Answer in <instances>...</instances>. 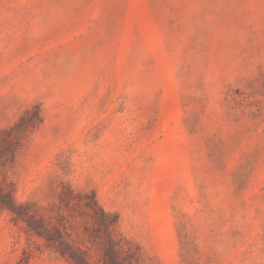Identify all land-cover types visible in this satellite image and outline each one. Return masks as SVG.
Instances as JSON below:
<instances>
[{"label": "rangeland", "instance_id": "obj_1", "mask_svg": "<svg viewBox=\"0 0 264 264\" xmlns=\"http://www.w3.org/2000/svg\"><path fill=\"white\" fill-rule=\"evenodd\" d=\"M35 109L0 168L50 238L101 264L102 208L147 262L264 264V0H0V131ZM56 244L0 208V264Z\"/></svg>", "mask_w": 264, "mask_h": 264}, {"label": "trees", "instance_id": "obj_2", "mask_svg": "<svg viewBox=\"0 0 264 264\" xmlns=\"http://www.w3.org/2000/svg\"><path fill=\"white\" fill-rule=\"evenodd\" d=\"M42 123V118L40 111L35 109L32 113L27 112L24 117H22L14 126L8 130L0 131V147L7 143L6 136L11 135L15 138V148H11L8 152L11 154L10 162L14 163L16 160V155L24 143L27 132L36 129ZM6 151V150H5ZM2 152L1 154L5 153ZM4 156H0V161ZM5 165L0 163V167ZM0 176L2 181L0 184V208L3 210H9L14 213L18 218L25 221L28 227L33 230L37 235L44 237L47 241H55L57 246L53 248L59 251L62 255H66L71 264H91L89 262V256L85 252H81L79 249L72 247L68 242H66L60 233H57V240L50 238L48 234H45V230L40 225L41 223L37 220L33 221L31 216L25 211V209L20 208L13 198V190H9L8 187V177L6 173L0 168ZM96 201V200H95ZM96 205L100 207L96 201ZM101 208V207H100ZM95 225L99 228L105 230L107 236V248L99 259L101 264H154L152 262H147L143 259L139 248H132L129 246L128 242L123 238V236L114 230V228L119 225V217L116 214H111L105 210H99L91 216ZM43 233V234H41ZM44 235V236H43ZM96 237V236H90Z\"/></svg>", "mask_w": 264, "mask_h": 264}]
</instances>
